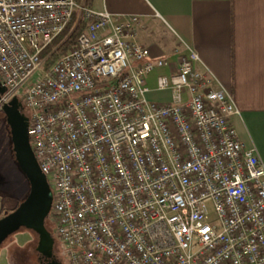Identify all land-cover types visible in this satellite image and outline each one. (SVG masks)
<instances>
[{
  "label": "built area",
  "instance_id": "1",
  "mask_svg": "<svg viewBox=\"0 0 264 264\" xmlns=\"http://www.w3.org/2000/svg\"><path fill=\"white\" fill-rule=\"evenodd\" d=\"M83 21L75 44L55 57ZM140 14L85 0H0V108L20 100L51 187L66 264H264V162L231 123L233 96L139 41ZM151 31V29H149ZM212 205V209L209 207ZM49 213V214H50Z\"/></svg>",
  "mask_w": 264,
  "mask_h": 264
},
{
  "label": "crops",
  "instance_id": "2",
  "mask_svg": "<svg viewBox=\"0 0 264 264\" xmlns=\"http://www.w3.org/2000/svg\"><path fill=\"white\" fill-rule=\"evenodd\" d=\"M91 7L142 15L147 30L139 41L171 62L158 74L176 71L180 55L196 51L198 67L235 100L239 112L230 120L239 138L264 162V0H92ZM152 83L151 99L171 98V91L156 89V77Z\"/></svg>",
  "mask_w": 264,
  "mask_h": 264
},
{
  "label": "water",
  "instance_id": "3",
  "mask_svg": "<svg viewBox=\"0 0 264 264\" xmlns=\"http://www.w3.org/2000/svg\"><path fill=\"white\" fill-rule=\"evenodd\" d=\"M5 91L6 87L0 85V96ZM21 106L15 97L2 109L10 125L15 157L30 182V192L14 211L0 218V248L12 234L22 228L30 229L38 235L39 254L50 259L48 264H61L54 255L55 238L46 227L53 200L52 190L32 149L28 134L29 118Z\"/></svg>",
  "mask_w": 264,
  "mask_h": 264
},
{
  "label": "rangeland",
  "instance_id": "4",
  "mask_svg": "<svg viewBox=\"0 0 264 264\" xmlns=\"http://www.w3.org/2000/svg\"><path fill=\"white\" fill-rule=\"evenodd\" d=\"M157 75L169 74H158L154 71L149 77L151 82ZM31 80L19 91L18 96L20 100H23V92L29 86ZM153 88L154 84L152 83L151 89ZM22 112L25 114L29 113L24 107L22 108ZM5 115L3 109L0 108V218L14 211L30 192V182L12 151V138L7 127L8 122ZM209 207L212 209L210 203ZM46 227L55 238L54 251L59 254L62 262L66 264V261L60 254L59 244L57 242L58 236L55 232V224L51 213L46 218ZM38 240L39 238L35 233L24 228L12 234L0 248V264H11L8 257V248L14 243L25 248L24 250L27 253L26 257H28V263L26 264H41L39 260L40 254L37 251Z\"/></svg>",
  "mask_w": 264,
  "mask_h": 264
},
{
  "label": "trees",
  "instance_id": "5",
  "mask_svg": "<svg viewBox=\"0 0 264 264\" xmlns=\"http://www.w3.org/2000/svg\"><path fill=\"white\" fill-rule=\"evenodd\" d=\"M78 1H80V0H78ZM85 1H86V4L87 5L91 6L92 0H85ZM76 19H77V12L74 14V18H73L72 22L66 27V29L64 30V32H62V34L60 35V37H59L60 39L66 37L68 35V33L70 32V29L73 26V24H74V22H75ZM85 26H86V24L83 21H80L75 26V28L71 32V34H69L67 36V38L65 39L62 47L57 51L55 57L59 56L61 53H63L64 51L68 50L69 48H71L75 44L78 36L85 29ZM22 108H23V105L21 107V110H22ZM4 115H5V113H4ZM5 118L7 119V116L6 115H5ZM7 127H8V130H9V133L11 135L10 125L7 124ZM11 145H12V151H13V153L15 155V152L13 150L12 139H11ZM24 229H26V228H24ZM27 230L30 231V229H27ZM31 231L33 233H35L36 236H38L36 232H34L33 230H31ZM24 249L25 248L23 246L18 245L17 243L12 244V246H10L8 248V257H9V261H10L11 264H26V263H28V261H27L28 257H26L27 256L26 255L27 253H26V251Z\"/></svg>",
  "mask_w": 264,
  "mask_h": 264
},
{
  "label": "flooded vegetation",
  "instance_id": "6",
  "mask_svg": "<svg viewBox=\"0 0 264 264\" xmlns=\"http://www.w3.org/2000/svg\"><path fill=\"white\" fill-rule=\"evenodd\" d=\"M54 255H55L56 259H57L61 264H63V262H62V260H61V258H60V256H59V254H58L56 251H54ZM39 258H40L39 260H40L41 264H48L49 261H50L49 258H46V257H44V256H42V255H39Z\"/></svg>",
  "mask_w": 264,
  "mask_h": 264
}]
</instances>
